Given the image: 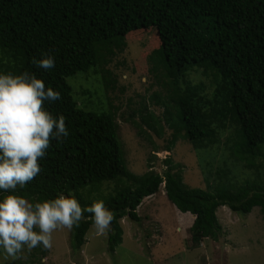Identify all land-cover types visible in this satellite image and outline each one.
<instances>
[{
    "label": "trees",
    "instance_id": "16d2710c",
    "mask_svg": "<svg viewBox=\"0 0 264 264\" xmlns=\"http://www.w3.org/2000/svg\"><path fill=\"white\" fill-rule=\"evenodd\" d=\"M150 28L159 47L149 55L148 71L161 77L167 110L174 115L161 151L186 142L196 153L204 190L184 186L170 156L162 161V174L151 167L137 175L128 171L116 110L88 111L67 82L91 73L106 91L115 89L111 68L123 65L115 60L123 51L118 41ZM43 53L55 56L53 69L32 62ZM24 71L61 93L47 106L65 116L69 136L52 142L40 160L41 173L18 190L33 201L59 192H74L82 205L102 199L114 215L107 230L109 253L122 243L120 220L138 223L144 199L162 185L177 211L194 217L188 229L193 249L220 239V207L243 215L258 207L264 219V0H0V72ZM154 131L155 137L163 134ZM137 133L146 132L139 127ZM226 159L241 163V179ZM106 184L112 185L108 193L102 190ZM92 225L82 220L70 229L73 249L85 244Z\"/></svg>",
    "mask_w": 264,
    "mask_h": 264
},
{
    "label": "rangeland",
    "instance_id": "374dc122",
    "mask_svg": "<svg viewBox=\"0 0 264 264\" xmlns=\"http://www.w3.org/2000/svg\"><path fill=\"white\" fill-rule=\"evenodd\" d=\"M120 41L117 46L123 51L115 60L123 65L111 68L113 79H117L116 88L106 91L98 83L99 76L78 74L67 79L73 96L91 112L116 110L118 141L128 171L137 175L151 167L153 172L162 174V161L170 156L181 169L184 186L204 190L206 183L195 162L196 153L189 151L186 142H177L171 152L161 151L172 132L169 127L174 124V115L167 110L161 77L156 79L148 71L149 55L159 47L155 29L132 32ZM139 127L146 133L140 136ZM154 129L163 134L155 137ZM224 162L233 176L241 179V163L227 159ZM111 188V184H106L102 190L108 193ZM158 192L144 199L138 209V223L127 218L120 220L122 243L113 253L107 251L108 232L98 235L92 225L85 235V244L76 250L70 245L71 230L60 227L52 233L50 249L25 247L15 258L0 252V264H264V219L258 207L247 215L220 207L216 211L222 229L220 239L205 240L193 249L188 229L194 217L177 211L167 200L163 185Z\"/></svg>",
    "mask_w": 264,
    "mask_h": 264
},
{
    "label": "clouds",
    "instance_id": "9594fccd",
    "mask_svg": "<svg viewBox=\"0 0 264 264\" xmlns=\"http://www.w3.org/2000/svg\"><path fill=\"white\" fill-rule=\"evenodd\" d=\"M32 62L45 71L56 66L48 53ZM60 99L61 93L42 76L0 72V193H6L0 195V252L8 257L25 247L50 249L54 230L72 229L82 220H92L97 234L105 235L114 220L102 199L82 205L74 192H59L33 201L18 190L41 173L40 160L52 142L69 136L65 116L54 115L47 106Z\"/></svg>",
    "mask_w": 264,
    "mask_h": 264
}]
</instances>
